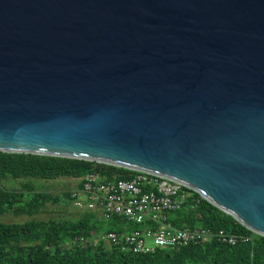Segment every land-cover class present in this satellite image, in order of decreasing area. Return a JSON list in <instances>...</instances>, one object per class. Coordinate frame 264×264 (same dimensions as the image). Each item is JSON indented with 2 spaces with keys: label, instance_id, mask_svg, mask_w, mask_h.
<instances>
[{
  "label": "water",
  "instance_id": "water-1",
  "mask_svg": "<svg viewBox=\"0 0 264 264\" xmlns=\"http://www.w3.org/2000/svg\"><path fill=\"white\" fill-rule=\"evenodd\" d=\"M0 152L178 182L264 237V0H0Z\"/></svg>",
  "mask_w": 264,
  "mask_h": 264
},
{
  "label": "trees",
  "instance_id": "trees-1",
  "mask_svg": "<svg viewBox=\"0 0 264 264\" xmlns=\"http://www.w3.org/2000/svg\"><path fill=\"white\" fill-rule=\"evenodd\" d=\"M104 171L108 176L127 179L129 170L88 161L0 152V217L5 214L26 216L23 223L0 222V264H264V237L258 236L231 216L223 213L199 196V203H187L169 214V223L176 228L224 230L247 234L251 240L236 245L212 241L205 245L177 246L158 249L148 254H131L99 243L96 248L76 246L65 248L75 236L88 237L99 231L96 213L80 212L75 220H36L47 204L59 202L50 193L34 192L31 185L21 183L19 191L1 185L4 179L55 180L79 179L91 170ZM70 199L69 193H63ZM195 197H198L194 193ZM113 231H120L122 221L113 217L108 223Z\"/></svg>",
  "mask_w": 264,
  "mask_h": 264
},
{
  "label": "built area",
  "instance_id": "built-area-1",
  "mask_svg": "<svg viewBox=\"0 0 264 264\" xmlns=\"http://www.w3.org/2000/svg\"><path fill=\"white\" fill-rule=\"evenodd\" d=\"M131 172L127 179H118L95 169L77 179V186L70 191L73 206L96 213L102 226L99 231H91L88 237L75 236L65 243V248H96L102 243L122 252L148 254L158 249L205 245L212 241L231 246L250 242L247 234L172 226L168 221L170 213L187 203L197 205L199 196L204 198L178 182L145 172ZM113 217L122 221L120 231L109 228Z\"/></svg>",
  "mask_w": 264,
  "mask_h": 264
},
{
  "label": "rangeland",
  "instance_id": "rangeland-1",
  "mask_svg": "<svg viewBox=\"0 0 264 264\" xmlns=\"http://www.w3.org/2000/svg\"><path fill=\"white\" fill-rule=\"evenodd\" d=\"M21 183L29 184L33 187L34 192L50 193L59 198V202L54 204H47L44 208V212L33 217L36 220H75L80 215V210H77L71 199H65L63 193H69L74 189L77 184V179L71 178H58L55 180H40V179H25V180H13L4 179L1 185L10 191H19ZM29 220V217L20 215L14 216L12 214H5L0 217L2 223H23Z\"/></svg>",
  "mask_w": 264,
  "mask_h": 264
}]
</instances>
